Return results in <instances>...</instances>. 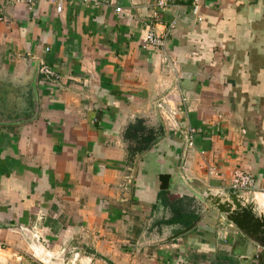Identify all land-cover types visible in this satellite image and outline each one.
I'll return each mask as SVG.
<instances>
[{"label":"crops","instance_id":"crops-1","mask_svg":"<svg viewBox=\"0 0 264 264\" xmlns=\"http://www.w3.org/2000/svg\"><path fill=\"white\" fill-rule=\"evenodd\" d=\"M98 1L57 13L0 0V85L25 96L1 113L0 264H40L35 227L48 264H264L208 198L244 171L239 200L264 216V0H205L202 22L193 0ZM174 21L164 47L147 46ZM42 64L61 80L38 73L34 95ZM137 121L157 139L130 161ZM179 201L197 219L183 230L163 224Z\"/></svg>","mask_w":264,"mask_h":264},{"label":"built area","instance_id":"built-area-1","mask_svg":"<svg viewBox=\"0 0 264 264\" xmlns=\"http://www.w3.org/2000/svg\"><path fill=\"white\" fill-rule=\"evenodd\" d=\"M37 0H14L16 4L19 5H27L30 8H33V6L36 4ZM51 4L56 6L57 13H62L63 7L65 5V0H48ZM205 0H193L192 2V13L194 16H196L199 22H202V18L199 17L201 5ZM85 4H94L97 5L99 3L98 0H83ZM157 7L160 11H165L169 7L168 0H159L157 3ZM117 12H121L120 9H117ZM155 17L158 16V14L154 15ZM4 21V18L0 15V22ZM177 21L172 22L166 32L163 35L157 34L155 31H150L148 33L146 44L150 47H164L166 45L167 39L169 36L173 33V31L176 29ZM39 73L46 77L49 80L53 81H60L61 77L59 74H57L53 69H51L48 65L42 64L41 67H39ZM196 133L195 129L189 130V140L188 145L190 147H193V135ZM253 186V179L251 175L244 171H236L233 175L232 181H231V189L233 191L237 192H245L252 189ZM31 234V247L33 253V258L37 260L40 264H48L51 256H49V251L47 249V246L44 242V239L41 236L39 228L35 227L32 231H27V234ZM37 250L40 251V255L37 253ZM81 263L80 255L76 254L73 257V260L70 264H77ZM90 261L87 264H91Z\"/></svg>","mask_w":264,"mask_h":264},{"label":"water","instance_id":"water-1","mask_svg":"<svg viewBox=\"0 0 264 264\" xmlns=\"http://www.w3.org/2000/svg\"><path fill=\"white\" fill-rule=\"evenodd\" d=\"M38 73L39 65L36 68L34 76L31 77L32 79L30 81V87L34 95L36 94L35 78ZM3 97V102H7L6 95H3ZM32 103L35 109L34 102L32 101ZM239 195L240 193L237 191H235V193H210V196H208V198L212 205H214V207L222 216H224V218L228 222H230L246 237L264 248V216L256 213L253 205H244L243 202L239 200ZM193 226H195V224ZM193 226L191 228H193ZM191 228L187 229V231H185L183 234L189 232Z\"/></svg>","mask_w":264,"mask_h":264},{"label":"trees","instance_id":"trees-1","mask_svg":"<svg viewBox=\"0 0 264 264\" xmlns=\"http://www.w3.org/2000/svg\"><path fill=\"white\" fill-rule=\"evenodd\" d=\"M124 138L129 144V160L132 161L137 155L149 151L152 148L157 139V134L146 128L143 121H137L127 129ZM181 205L182 201L174 202L172 206L174 207L175 216L172 220L166 221L163 224H180L183 230L190 227L197 220L196 215H191L183 211L184 209Z\"/></svg>","mask_w":264,"mask_h":264},{"label":"rangeland","instance_id":"rangeland-1","mask_svg":"<svg viewBox=\"0 0 264 264\" xmlns=\"http://www.w3.org/2000/svg\"><path fill=\"white\" fill-rule=\"evenodd\" d=\"M3 86L0 85V92H1L2 96L6 95L7 102L5 101V103H3L5 105V108L7 109L6 112H12V110L15 111L16 109H18V110L22 109V107L24 105V101H23L22 97L25 98V96L23 95V92L22 91H18L17 88L13 87L12 85L11 86L10 85H3ZM20 88L22 89L24 87H20ZM31 253H32V250L30 249V253L29 254L31 255ZM33 264H35V263H33ZM77 264H81V263H77Z\"/></svg>","mask_w":264,"mask_h":264},{"label":"flooded vegetation","instance_id":"flooded-vegetation-1","mask_svg":"<svg viewBox=\"0 0 264 264\" xmlns=\"http://www.w3.org/2000/svg\"><path fill=\"white\" fill-rule=\"evenodd\" d=\"M0 96H2L1 95V92H0ZM0 99H1V97H0ZM25 110V108H22L21 110ZM7 111V109L5 108V105L1 102V100H0V121L2 120L3 121V116H1V113L3 112L4 113V117H5V115L6 116H9V117H11L12 116V114H10L11 112H6ZM12 111H14V110H12ZM22 117L23 118H25L23 115H22ZM6 118V117H5Z\"/></svg>","mask_w":264,"mask_h":264}]
</instances>
